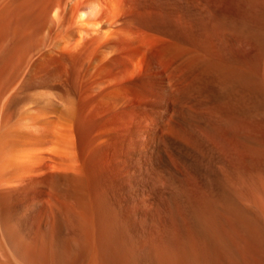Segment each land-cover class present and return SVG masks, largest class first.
<instances>
[{
    "label": "bare ground",
    "instance_id": "bare-ground-1",
    "mask_svg": "<svg viewBox=\"0 0 264 264\" xmlns=\"http://www.w3.org/2000/svg\"><path fill=\"white\" fill-rule=\"evenodd\" d=\"M0 264H264V0H0Z\"/></svg>",
    "mask_w": 264,
    "mask_h": 264
}]
</instances>
